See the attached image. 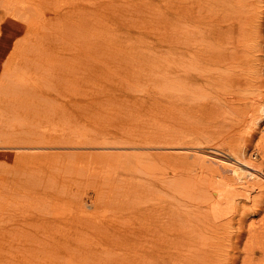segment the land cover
I'll return each instance as SVG.
<instances>
[{"label":"bare ground","instance_id":"1","mask_svg":"<svg viewBox=\"0 0 264 264\" xmlns=\"http://www.w3.org/2000/svg\"><path fill=\"white\" fill-rule=\"evenodd\" d=\"M22 1L20 0V3H17L16 5L12 4V11L14 14L8 11H4L5 14H0V20L3 19L5 24L7 21L11 20V23L14 25V27H18L21 32H23L24 29L22 24L23 19L25 18L30 20V16L25 14L23 9V3L25 4V2L28 0L23 3ZM162 1L164 3H162ZM110 2L112 4L114 3V0H110ZM136 4L134 3L133 5L136 6ZM117 5L120 7L121 3L119 2ZM92 6L94 7L90 8V14L94 13L97 10V7H104L99 1L93 2ZM134 7L132 6L133 9ZM145 10H147L149 14H152V17H154L155 14H158L156 17L160 21L164 22L168 27V34H166L167 36L164 34L166 36L165 51L168 54L167 58L169 59L165 74L167 78L165 77L164 79H157V77H160L161 74L157 75L156 62L154 61L153 65H151L150 60L152 57L157 56V49L148 51L145 50L144 53L142 52L141 56L138 57V55H134V53H130L124 48V46L120 43L123 39L122 38L119 39L118 43L113 45V48L109 54L106 51V48L109 47V43H111L116 37L112 35L113 33L105 32V29H100L101 27L98 26L94 27L95 29L98 28L97 31H91L94 35L93 38H88L89 40L85 41L89 43V47L91 45L92 49L97 50L96 52L98 53L94 55L97 56L99 62L103 63L105 55H107V58L108 54L109 57H113L115 55V64L119 65L120 67H118L114 73H118L122 69L125 72L124 76L131 73V81H136V87L138 85L137 82H140L142 79V76H140L141 73L138 72V68H140L138 64L144 62L146 58H148L152 68L151 71L153 75L151 76L154 77V80L151 78L150 79L151 83L153 84V88L154 85H160L163 81L167 80L165 83H163L167 86V91H164L167 92L166 94L159 93L161 90L160 89L156 90L155 92H150L146 96L143 95L141 98H149L153 102H156L157 99L161 100L164 97H168L169 99L166 100L167 109H169L170 106L173 118L171 122H168L170 120L167 119V126H163L162 121L164 117H160V121L158 119L159 117H155V119L157 118L158 121H153V123H155V125L153 124L154 131L152 132L154 136L152 137V134L150 136L148 135L145 137L146 139L142 138L143 140L148 139L147 143L149 142L153 145L157 143L159 145L165 144L168 146L181 140H183V142L190 143V141L187 139L190 134L184 129V126L191 123L192 119H196V121H198V119L200 120L199 116H197V111L200 112V116L206 112L207 114L203 116L206 118L208 116V118L211 120L212 118H215L213 115L219 111L222 110L226 114L229 111L231 113L229 114L228 118L225 114L223 121H219L222 126L229 122L225 132H222L221 130L217 132L213 129H209L205 135L202 133L199 135L200 138H202L201 140L198 138L199 136L189 137L191 143H201L203 140H205L206 143H212L215 146L222 144L226 149V152H223L229 156L224 154H214L213 156H209L206 153L202 154L201 158L193 160L200 167L199 173L188 175L187 178H185L181 183H176V179L172 180L165 176L160 177L158 175L159 172L157 174L155 173V176L153 175L155 178L153 183H151V181L149 183V185H152L155 189L154 193L151 194L152 199H150V201H147L146 199V204H140L141 197H133V195L138 193L136 190L138 185L136 184V181L131 179V181L133 180V183H129L130 185L128 186L126 185L128 184L127 180L112 175L116 168L120 169L126 165L130 166L131 161L127 158L126 160L115 159L117 161H112L111 164L110 160V162L107 164L101 162L107 161V159H102L105 157L101 155L98 157V155H95L93 157L95 160L93 163V170L91 172H86L91 173V176L88 178H83L82 176L78 182L83 183L85 186L91 185V188L94 189V191L98 189V186L102 188L100 184H97L98 182H95L97 178L94 177L99 178L100 175L97 169L103 166V164H107L106 166H109V169H107V171H105L106 174L101 177L103 179H99L100 182L106 185L104 190L108 191L110 194L116 193L118 197H124L120 207L118 205L119 208L114 207V210L112 209L111 214L114 216V218L112 216V219L118 221L116 218L117 216L129 214L130 216H134V222H137L135 224L129 219H127L128 222L126 223L119 221L118 223L121 224V227H115L114 230H112L108 225V223L113 221L108 223L105 221L106 219L104 218L107 216L106 214H103L102 211L100 212V205L95 207L94 210L88 211V209L84 207L85 205L83 204V198L81 197L75 200L77 207L74 206L75 211L72 209L73 212L71 217L65 214L60 215L57 213L58 206L61 205V203L64 204L66 201V199L61 196H53L52 198L50 196V198L55 201L54 204L40 206L39 209L42 212H39L38 214H35L36 212H32V214H29L28 210L24 208H29L31 204H37L38 206L40 204L39 200L46 199L41 197L44 195L40 196V192L38 191L39 187L46 189L45 187L49 186L50 184V186H52V181H57L55 175H52L54 170L49 171L50 173L46 175V179L49 180L50 183L44 186H42V181L45 180H42L41 178H13V181L11 182L12 184H10V186L16 188L25 187L23 190L24 193H22V195L26 196V199H24L22 202V211L20 210L19 212H13L12 210L8 216L12 225V232L15 230L14 232H16L17 239L16 243L13 244L12 247L16 251L21 252L20 256H23L20 258L21 263L58 264V261H61L62 264H86L91 263L92 260L90 259H93L94 256L98 258L97 255L102 254L103 252L104 255L107 254L105 253L106 248V252L109 250L110 252L105 256V260L104 258L102 259L104 260V263L102 264H236L237 258H235V256H231L229 258L228 248L231 247L233 249H237L238 246L236 244L242 242L244 236L243 233L248 231L250 235L247 236V238H250L247 239L248 243H246L247 241L244 242L245 248L243 250L246 255L243 257V264H245V261H247L248 264H264V224L251 229L248 228L249 225L245 226L246 212L249 211L244 209L241 213H239V216L235 220L237 223L235 229H232L233 214L231 213L236 211V207H234L235 204H229L225 202L223 198L224 196H235V193L226 188L229 183L235 182L244 189L257 192V196L253 198L250 212L260 210L262 207V201H264V166L260 165L262 166H259L260 168L253 167L255 170L252 169L249 171H244L237 164L230 163L231 158H234L240 163V161L237 159L240 158V154L244 155L245 150L239 146V143L246 141L250 142V139L254 135L252 134L253 131L255 128L257 129L260 126V121H264V102H253L250 100L245 101L243 100L244 98L240 96V93L245 91L243 88H241V82L246 78L243 76H249L244 71H242L250 65L245 61H247L249 58L251 48L253 49L255 47L259 50L261 43L264 42L262 41L264 36L258 34L261 29V25H264L262 24V22H264V19H262L264 18V0H159L157 5H146ZM120 11L122 10L120 9ZM164 11H166V14ZM63 12H60L58 17H61L60 14H68ZM74 13L76 12L74 11ZM131 13L132 12H130V14ZM13 16L18 18L17 22H15ZM119 18L120 17L117 15L110 16V20H112L116 26L120 25ZM0 23L2 24L1 21ZM151 26H153V24H151ZM3 27L5 26L3 25ZM21 27H23V29H21ZM128 30L130 32L132 31L130 29ZM14 32L18 31H12L9 29L0 30V54L8 59H2L5 61L4 63L0 61V80L3 79V81L6 80L5 78H7L11 72L9 71L8 73L9 65L7 64V61H9L11 57L13 58L15 56L13 55V51L9 52L12 38L10 36ZM71 32L73 33V30ZM120 32L125 36V38L126 35L128 38L134 35L135 37L133 36L132 38H136L134 41L137 42L138 35L144 36L142 33L143 31H138L137 34L129 35L124 31L120 30ZM57 38L58 37L56 36L54 40H57ZM1 39L3 40L2 42ZM129 41L131 42V40ZM39 43L40 44L38 45H43L44 41L42 40ZM88 45L84 46L85 50L88 49ZM115 45H118V49H114ZM262 45H264V43H262ZM79 47L81 48L82 46ZM38 48L40 47L38 46ZM80 48L73 51V54L77 57L81 52V50H79ZM21 52L24 55H21ZM40 53L42 54L43 50H41ZM18 54L19 55H16L15 57L19 56L22 58L25 56L24 50L19 51ZM245 57H247V59H245ZM30 61L32 62V60ZM28 63H30L29 60ZM35 64L38 65L37 62ZM83 67V69H86V71H83L87 77H91V72H97L98 77L99 75L102 76L106 73L104 69H101V67L90 68L86 64ZM238 68H240L239 71ZM13 69H15L14 66ZM26 70L28 71V69ZM88 71L90 73H88ZM102 71L104 72L103 74H101ZM2 72L6 74H3ZM107 72H110V70ZM68 75L65 73V76ZM129 80L127 79L126 82H129ZM259 82L261 84L264 83V81L261 80ZM7 83L9 88L10 82ZM235 84L238 85L235 87ZM1 85H3V83H0V87ZM192 85L195 86V89L192 88ZM196 85H199V88H196ZM94 86L97 87L96 85ZM14 88L15 91H13V88L11 91L16 93L19 88L17 86ZM132 88H134L133 85ZM201 88L205 92L203 95H210V98L206 99V104L208 102L207 100L211 99L212 101V99H216V97L218 100L220 99L221 104H219L220 102H218L217 105L215 103L213 105H216V107H214L209 101V104L207 105H212V108L208 106V108L211 109L205 112L203 110V113L201 107L206 105L204 104L205 102L198 104H196V102L194 105L193 102H195L197 99L193 101L194 99L192 100V97L188 95L190 94L188 91H192V94L194 92H198ZM31 89L32 87L28 88V90ZM102 89L108 91L107 89L100 87V90ZM185 90L187 91L185 92ZM36 91L37 95H30V97L32 96L36 98L35 103H31L30 101L31 113L37 112L36 110H38L40 107H44L42 99L43 92L39 89ZM140 93L143 94V91L138 92V94ZM199 93L202 94L200 91ZM86 95V98L88 99L85 98V103L90 107L91 101L89 99L97 97L98 92H96L94 89H91L86 93ZM187 95L191 98H189ZM199 100L201 101L202 99ZM97 103L98 107H101L103 101H101V103L98 101ZM177 114L179 115L177 116ZM192 116L197 117L192 118ZM211 120H209V122H212ZM93 121L97 122L95 120ZM93 121L87 122L86 126L89 124L92 126L97 125ZM213 122L215 125L214 127H216L218 121L215 120ZM230 124L232 126H230ZM197 125L198 123H195L194 127ZM69 130L73 131V129ZM99 130L101 131V134H98L97 130L94 132L92 131L94 134V139H90L87 136L89 134H87L85 137V139H87L85 144L91 142L92 146L90 147H93L100 144L113 143L117 140L120 141L118 138L122 139V134L115 135L114 133L112 136L115 140L109 142V136L102 132L101 129ZM262 131H264V128H262ZM125 135L131 138V134ZM74 136L75 143H72ZM84 136L85 135H83V137ZM28 137L29 139L22 141L23 143L20 144L19 142H16V144L19 143L20 145H25L30 143H39L43 145V143L48 144L49 142H52V144H55V146L58 144L62 145V143H68L70 145L74 144L77 146L81 142L80 135H77L76 133L73 134L70 131H62L59 133L50 134L48 136L39 133L38 136L32 135ZM126 139L128 140V138ZM138 140H136V143ZM133 141L134 140H132V142ZM132 142L130 141V143H127L132 144ZM139 143L141 142L139 141ZM81 148L82 147L79 149L80 152H86L85 149ZM1 152L4 154L5 152H8V150ZM28 152L29 151H27V153ZM17 153L20 155L19 151ZM33 155H35V153L31 151L30 156L32 157L30 158H33ZM69 156L77 158L76 155L70 154ZM132 157L134 156L132 155ZM136 157L134 160L133 158L131 159L134 161L133 165H138L132 166L133 169L137 170L138 167L147 168L150 166H155L156 169L160 171V173H165L166 167L161 162L157 163V159H161L162 156L159 157L157 155V158L152 157L153 161L148 163V165L143 164L144 161L139 162V159ZM19 158L21 159V156ZM98 163L101 165L97 166ZM260 164H262V162ZM23 166L24 165L15 169V174L13 173V177L24 175L23 171H25V169ZM71 166L76 167L73 165ZM109 172L111 175H109ZM67 180H70V178ZM61 186L64 185L61 184ZM107 187H113L114 190H111V192ZM26 190H31L33 193L29 194L26 192ZM20 191L21 190L18 188L17 193ZM177 193H184L187 198V202L184 200H178L179 198L175 197ZM149 195L150 193L146 194V196ZM43 204H45V202H43L42 205ZM47 205H50L51 208H46ZM86 206L89 207L90 203H86ZM77 212H80L79 215L84 217V219L78 221L81 229L75 228L76 221H74L75 219H73V217ZM102 222H105L107 225H103ZM32 226H35V228L36 226L39 227L36 229L34 228L35 230H33L31 228ZM31 235L33 236L32 239L29 237ZM22 237H24L26 240ZM107 241L109 243H107ZM224 241H228L229 243L224 244ZM27 243L28 245L29 243L31 244L27 246ZM99 248L101 252L98 254ZM254 250L261 252L259 257L260 259L255 260L256 257L253 256ZM223 256L228 257H226L224 260L221 259ZM47 257L49 259L48 262H46ZM94 263H96V260ZM100 263L97 262V264Z\"/></svg>","mask_w":264,"mask_h":264},{"label":"rangeland","instance_id":"2","mask_svg":"<svg viewBox=\"0 0 264 264\" xmlns=\"http://www.w3.org/2000/svg\"><path fill=\"white\" fill-rule=\"evenodd\" d=\"M15 1L0 0V5L4 4L0 6V14H5L4 11H8L14 14V12L12 11L13 5L20 3V0ZM25 1L27 0L22 1V3ZM96 1L102 3L106 8L103 7V10L102 7H97V10L94 13L90 14V8L94 7L92 6V4ZM9 2L12 3L10 4ZM119 2L121 3L120 7H118L117 5ZM158 2L159 0H114V3L111 4L110 0H28L27 2H25V4L23 3L24 13L30 16V20H27L25 18L23 19L22 24L24 26V29L23 27H21V29H23L24 33L21 32L18 27L15 28L11 23V20L7 21L6 24L3 19L0 20L6 27H3V25L0 23V30L9 29L12 31H18L14 32L10 36L12 38L9 52L13 51V55L15 56L19 55L18 53L21 50H24L25 52L24 57L20 58L19 56H14L13 58L11 57L9 61H7V64L9 65L8 73L9 71H11L9 73L10 75L5 78V81H3V79L0 80V83H3V85H1L0 87V264H24V262L21 263L20 261V258L23 257L20 256L21 252L16 251L12 247V245L16 243L17 239L16 232H14L15 230H13L12 232V225L8 216L10 212H12V210L13 212H19L20 210L22 211V202L24 201V199H26V196L22 195V193H24L23 190L25 189V187H18L21 191L17 193L18 188L10 186V184H12L11 182L13 181V178H41L42 180H45L42 181V186H44L50 183L49 180L46 179V175L50 173L49 171L54 170V173H52V175H55L57 181H52V186H50V184L49 186L45 187L46 189L39 187L38 190L40 192V196L44 195L41 197L46 199L39 200V207L37 206V204H31L29 208L26 207L24 209L28 210L29 214H32V212H36L35 214H38L39 212H42L39 209L40 206H45L46 204H54L55 201L51 198L53 196H61L65 198L66 201L64 204L61 203V205L58 206L57 213L60 215L65 214L71 217V214L73 212L72 209L75 211L74 206L77 207L75 200L81 197L83 198V204L85 205L84 207L88 209V211H92L95 209V207H98L100 205V212L102 211V213L106 214L107 216L104 218L106 219L105 221L107 223L113 221L111 223H108V225L112 230H114L115 227H119L121 225L120 223H118L119 221L126 223L128 222L127 219H129L134 222L135 217L126 214L117 216L116 218L118 219V221L112 219V209L114 210V207H118V205L120 207L124 197H118L116 193L110 194L108 191H105L104 188L106 187V185L100 182V180L103 179L101 177L106 174L105 171L109 169V166L106 165L110 162V160L111 164L112 161L121 159L126 160V158L131 161L130 166L126 165L120 169L116 168L113 173L112 171L111 173L112 175L127 180L128 184L126 185L128 186L130 185L129 183H133V180L131 181V179H134L136 181V184H138L136 189L138 193L133 195V197H141L140 204H146L147 201H150V199H152L151 194L154 193L155 190L152 185H149L150 181L151 183H153V180L155 179L153 175L155 173L157 174L159 172L158 175L160 177L165 176L172 180L176 179V183H181L185 178H187L188 175L199 173L200 167L193 160L201 158L202 154L206 153L209 156H213L214 154H224L226 156H229L223 152H226V149L222 144H219V146H215L212 143H206L205 140H203L201 143H191V140H189V137L199 136L201 133L205 135L209 129H213L217 132H219V130L225 132L226 128L229 125L228 122L222 126V124L219 122L220 120L223 121L226 114L222 110L215 115L210 114L215 117L212 118V120L209 119L208 116L207 118L203 116L207 114L205 111L210 110L213 104L216 103L217 105L218 102H220L219 104H221V101L216 97V99L214 98L212 99V101L211 99L207 100L208 102L210 101L212 103L211 106L207 105L209 103L207 102L206 104V99L210 98V95H203V93L205 92L202 88L199 90L202 94H200L199 91L192 94V91H188V93H190L188 95L192 97V100L194 99L193 101H195L196 99L203 100H196L195 102L191 100L193 104L196 102V104L202 102H205L204 104H206V108L205 106L201 107L202 112L203 110L205 112H203L204 114L201 113L202 115L200 116V112L197 111V116H199L200 120L198 119V121H196V119H194V121L192 118H196L197 116H192L191 123L184 126V129L190 134V136H188L187 138L190 143L183 142V140H181L177 142L178 144L175 143L168 146L165 144L159 145L157 143L153 145L152 143H147L148 139L143 140L146 139V136H150L154 131L153 124L155 125V123H153V121H158V119L160 121V117H164L165 120L163 119L162 123L163 126H167L166 122L168 120H170L168 122H171L173 118L169 104V109H167L166 100L169 99L168 97H164L161 100L157 99L156 102H153L149 98H141L143 97V95L146 96L150 92H155L156 90L160 89L162 91L160 90L159 93H167L164 92L167 91V86L163 84L167 80L163 81L160 85H154V88L153 84L151 83V79L154 80V77L151 76L153 75L151 71V65H153L154 61L156 62L157 75L161 74V76L157 77V79H164L166 77V67L169 60L167 58L168 54L165 51V37L167 36L166 34H168V27L164 22L160 21L156 17L158 14H155V16L152 17V14H149V12L145 10L146 5H157ZM134 3H137L136 6L133 5ZM162 3L164 2L162 1ZM7 5L10 7H8ZM132 6H135L134 9L132 8ZM101 9L103 10V12ZM120 9L122 11H120ZM74 11L76 13H74ZM60 12L68 14H60L61 17H58V14ZM130 12L132 13L130 14ZM164 13L166 14V11H164ZM111 15H117L118 17H120L119 26H116L115 23L110 20ZM13 18L15 19V22L18 21V18H16L15 16H13ZM89 24L92 26H90ZM151 24H153V26H151ZM262 24H264V22H262ZM95 26L101 27L100 29H105V32L113 33L112 35L116 37L111 43H109V47L106 48V51L109 54L113 48V45L115 43H118L119 39L122 38L123 39L120 43L124 46V48L130 53L138 55V57H140L142 52L144 53L145 50L148 51L157 49V56L152 57L150 60L151 65L148 61V58H146L144 62L138 64V66L140 67L138 68V72L141 73L140 76H142V79L140 80V82H137V87L135 86L136 81H131V73L127 74L128 76H124L125 72L123 69L118 72L119 74L114 73V71L118 67H120L119 65L115 64V55L113 57H109L108 54V58L107 55H105L103 63L99 62L97 56L94 55L98 52H96L97 50L92 49L91 45L89 47V43H87V41L89 39H92L94 36L91 31H97L98 28L95 29ZM128 29L135 32H130ZM70 30H73L74 34ZM120 30L126 32V34L128 35L137 34L138 31H143L142 33L144 34V36L138 35L137 42L134 41L136 38H132L134 35L132 37H129L130 39L126 35V39L125 36L122 35ZM258 34L264 36V25H261V29ZM56 36L58 38L57 40H54ZM42 40L44 41L43 45H38ZM129 40H131V42ZM2 41L3 40L1 39V42ZM262 41H264V38H262ZM262 43L259 50L255 47L253 49L251 48L249 58L247 61H245L250 65L246 67L245 70H242L249 75H244L243 77L246 78L241 82V88H243L245 91L243 93H240V96L244 98L243 100L245 101L250 100L253 102H264V85H262L264 83L261 84L259 82L260 80L264 81V45H262ZM86 45H88L87 50L84 49V46ZM38 46L40 48H38ZM79 46L82 47L80 48ZM78 48H80L79 50H81V52L77 57L73 54V51ZM114 49H118V45H115ZM41 50H43L42 54L40 53ZM21 55L24 54L21 52ZM4 58L5 57L0 54V61H2L3 63L5 62L4 60H2ZM58 58L61 60H59ZM245 59H247V57H245ZM5 60L8 59L5 58ZM28 60L30 63H28ZM30 60H32V62ZM36 62L38 65L35 64ZM24 63L25 65L29 66H25ZM85 64L90 68L101 67V69H104L106 73L102 76L98 74V77L97 72H91V77H87L85 75V72L83 71H86V69H83V66ZM13 66L15 67V69H13ZM22 69L24 72L22 71ZM26 69H28V71L30 72H28ZM107 69L110 70V72H107ZM62 70H64L65 72ZM239 70L240 68H238V71ZM65 73L69 75L65 76ZM88 73L90 72L88 71ZM103 73L104 72L102 71L101 74ZM127 79L129 80V82H126ZM7 82H10L9 88ZM94 85H96L97 87H95ZM132 85L134 86V88H132ZM236 85L238 84H235V87ZM16 86L19 89L16 93H13L11 89L13 88V91H15L14 87ZM31 87L32 89L28 90V88ZM100 87L105 88L108 91L104 89L100 90ZM194 87L195 86L192 85L193 89H195ZM196 88H199V85H196ZM38 89L43 92L42 99L44 107H40L38 110H36L37 112L31 113L30 101L31 103H35L36 98L32 96L30 97V95H37L36 90ZM91 89H94L96 92H98V96L93 97V99H89L91 101V106L89 107L85 102L86 99H88L86 98V93ZM140 91H143V94H138V92ZM186 91L187 90H185V92ZM190 96L188 97L191 98ZM98 101L100 103L101 101H103L101 107H98ZM216 105L213 106L216 107ZM208 106H210L211 108H208ZM230 113L231 112L229 111L227 112V118ZM178 115L179 114H177V116ZM155 117L159 118L155 119ZM93 120L97 122H94ZM209 120H211L212 122H209ZM215 120L218 121L216 127H214L215 125L213 122ZM90 121H93L97 125L92 126L91 124H89L88 126H86L87 122ZM195 123H198V125L194 127ZM259 125V129L255 128V130L253 131L252 134L254 135L250 139V142L246 141L239 143V146L245 150L244 155L240 154V158L237 159L240 161V163L237 162L234 158H231L230 163L237 164L244 171H249L252 169L255 170L253 167L260 168L264 166V148H262L264 147V131H262V128H264V121H260ZM230 126L232 125L230 124ZM69 129H73V131ZM99 129H101L102 132L109 136V142L115 140L112 136L114 135V133L115 135L122 134V139L118 138L121 142L117 140L113 143L100 144L93 147H90L92 146L91 142L85 144V141L87 140L85 139L86 135L89 134L87 136L90 139H94L93 132L97 130V133L101 134V131ZM62 131H70L73 134L76 133L77 135H80V144L76 146L74 144L70 145L68 143H62V145L58 144L55 146V144L49 142L48 144L43 143V145L39 143L20 145L21 143H23L22 141L29 139L28 136H38L39 133L48 136L50 134L59 133ZM125 134H131V138H133L131 139ZM83 135L85 136L83 137ZM153 136L154 134H152V137ZM126 138H128L129 141ZM134 138L136 140L139 139L137 143ZM198 138L200 140L202 139L200 138V136ZM132 140L134 141L132 142ZM130 141L132 142V144H128L130 143ZM139 141L141 143H139ZM16 142H19L20 144H16ZM72 143H75V136L72 139ZM80 147L85 149L86 152H80ZM5 150H8V152L2 154L1 151ZM18 151L20 152V155L19 153H17ZM27 151H29L30 153H27ZM31 151L35 153V155H33V158H30L32 157L30 156ZM70 154L76 155L77 158L69 156ZM95 155H98V157H100L101 155L105 157L102 159H107V161H101L107 164H103V166L97 169L100 175L99 178L94 177L97 178L95 182H98L97 184H100L102 186V188L98 186V189H96V191L91 188V185H89V187L85 186L83 183L78 182L80 180V177L82 176L83 178H88L89 176H91V173L86 172H91L93 170V163L95 161L93 157ZM132 155L134 157H132ZM157 155L159 157L162 156L161 159H157V163L161 162L166 167L164 174L160 173V171H158L155 166H150L147 168L138 167V169L136 168L137 170L132 168V166H138L133 165V160L136 156V158L139 159V162L144 161L143 164L148 165V163L153 161L152 157L157 158ZM20 156L22 160L19 158ZM132 158L133 160H131ZM258 159L260 160V162ZM261 162L262 164H260ZM68 163L76 167H72ZM22 165H24L23 168L25 169V171H23L24 175L13 177L15 169L19 168V166ZM100 165L101 164L98 163L97 166ZM111 173L109 175H111ZM69 178L70 180H67ZM61 184L64 186H61ZM226 188L235 193V196L233 197H223L225 202L229 204H235L234 207H236V211L232 213L230 212L231 214H233L232 229H235L237 225L235 220L239 216V213H241L244 209L249 211L246 212L245 226L249 225L248 228L251 229L264 224V201H262V207L260 210L250 212V209L252 208L253 198L257 196V192H252L244 189L237 185L235 182L229 183ZM108 189L110 191L114 190L113 187H110ZM26 192H28L29 194L33 193L31 190H26ZM105 192L107 193V195ZM149 193L150 195L146 196V194ZM175 197L179 198L178 200H184L187 202V198L184 193H177ZM43 202H45V204L42 205ZM86 203H90V206H86ZM46 208H51V206L47 205ZM79 213L80 212L75 213V216L73 217V219H75L74 221H76L75 228H80L78 221L84 219V217L80 216ZM102 224L107 225L105 222H102ZM38 227L39 226H36V228ZM31 228L33 230L36 229L35 226H32ZM243 234L244 236L242 242L236 244L238 246L237 249H233L231 247L228 248L229 258L231 256H235V258H237L236 264L244 263L243 257H245L246 255L243 250L245 248L244 242H246L247 239L250 238H247V236L250 235L248 231H245ZM29 237L32 239L33 236L31 235ZM22 238L25 239L24 237ZM107 243L109 242L107 241ZM228 243V241H224V244ZM246 243H248V241ZM30 244L31 243H29V245ZM29 245L27 243V246ZM100 248L98 254L101 252ZM109 252L110 250L106 252L105 248V253L107 254L104 255L103 252L102 254L97 255L98 258L94 256L93 259H90L92 260L91 263L86 264H97V262H101L100 264L104 263V260L106 259L105 256L108 255ZM260 255L261 252H259L258 250H254L253 256L256 257L255 260L260 259ZM226 257L228 256H223L221 257V259L225 260ZM103 258L104 260H102ZM95 260L96 263H94ZM48 261L49 259L47 257L46 262ZM58 264H62V262L58 261ZM245 264H248V262L245 261Z\"/></svg>","mask_w":264,"mask_h":264}]
</instances>
